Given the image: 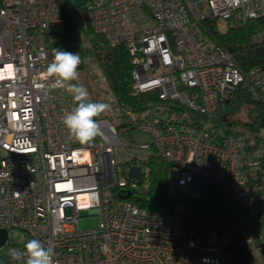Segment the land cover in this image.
I'll return each instance as SVG.
<instances>
[{"label": "built area", "instance_id": "obj_1", "mask_svg": "<svg viewBox=\"0 0 264 264\" xmlns=\"http://www.w3.org/2000/svg\"><path fill=\"white\" fill-rule=\"evenodd\" d=\"M63 1L0 0V228L8 232L3 264H26V257L13 260L9 250L22 251L29 239L52 250L53 264H227L228 255L231 264H259L264 227L256 216L239 212L227 220L195 221L189 205L205 184L217 185L238 209L253 200L248 170L256 162L246 153L245 135L215 143L210 122L238 87L264 106V67L240 70L202 25L210 21L218 32L240 26L264 16V0H82L93 30L129 52L133 93L156 92L161 101L200 115L137 114L127 125L149 140L129 143L107 115L95 118L101 134L89 143L72 138L62 122L76 102L67 83L53 86L46 69L53 59L47 31L61 21ZM150 155L168 162L167 183L174 170L179 198L169 210H149L128 198L148 190ZM134 163L138 176L128 172ZM81 210L96 215L97 223L78 228ZM257 212L264 213V205ZM12 230L23 233L22 242L10 240Z\"/></svg>", "mask_w": 264, "mask_h": 264}, {"label": "trees", "instance_id": "obj_2", "mask_svg": "<svg viewBox=\"0 0 264 264\" xmlns=\"http://www.w3.org/2000/svg\"><path fill=\"white\" fill-rule=\"evenodd\" d=\"M82 0L78 1V9L82 8ZM80 12L82 29L95 44L97 57L101 68L108 82L110 91L114 99L124 108L131 111H141L147 107L161 104L168 113L175 115L187 114L190 118L200 116L187 109L177 102L161 101L156 92H132V62L131 56L126 47L122 44L111 46L105 37L97 33L89 24L84 10ZM204 33L213 41L214 44L228 50L234 59L235 65L242 71H246L252 66L260 65L264 67V16L251 18L244 24L236 27H228L224 31H217L215 24L205 21L202 25ZM254 35H260V40H253ZM100 45V49L97 48ZM242 106L246 107L249 117L250 127L248 129L258 130L264 127V106L255 102L245 88L238 87L232 99L217 108L210 122L211 141L217 143L228 134H244L247 145L248 136L238 128L237 121L227 119L226 115H232ZM183 120L192 122L184 117ZM131 127V126H130ZM258 138V135L255 134ZM253 150V154H255ZM255 160V165L248 170L249 184L252 191V202L250 205L241 209L236 208L225 196L223 191L215 184H205L202 193L190 201L189 215L192 220L198 221L203 218H219L227 220L239 212L252 214L257 217L258 222L264 227V213L257 210L264 205V197H256L264 191V155L249 157ZM148 178L150 186L148 190L134 191L128 196L141 207L149 210H169L179 197L167 190V169L168 162L162 158L150 155L148 157ZM255 212V213H254ZM254 213V214H253Z\"/></svg>", "mask_w": 264, "mask_h": 264}, {"label": "rangeland", "instance_id": "obj_3", "mask_svg": "<svg viewBox=\"0 0 264 264\" xmlns=\"http://www.w3.org/2000/svg\"><path fill=\"white\" fill-rule=\"evenodd\" d=\"M79 0H64L60 7L61 21L57 23H51L49 26L51 31L48 32L47 45L52 49L59 48L64 51L70 52L71 50H77L81 56V65L78 67L79 80L74 83L82 84L89 92V99L92 102H102L109 105L108 110L102 115H107L112 119L117 125L119 134L123 141L131 142L137 141H148L149 138L147 134L137 130L136 128L128 127V123L132 121L133 118L139 114L141 117H165L168 115L167 111L163 106L155 105L152 107H147L140 112L128 113L122 107L112 95L106 77L101 68L100 61L97 57L95 50V44L93 40L85 35L82 29V22L80 19V12L82 8L78 9ZM49 31V27H48ZM100 49V45H96ZM68 85V83H67ZM70 94V93H69ZM71 95V94H70ZM72 96V95H71ZM227 119L237 121V127L248 136L247 140L251 146H248V157L249 155L261 156L264 155V127L261 129L253 130L248 129L251 125L249 123V117L247 116L246 107L242 106L237 112L232 115H226ZM258 135V138L255 137ZM255 154H253V150ZM130 169L134 170L137 174L140 172L139 163L131 164L128 167V172ZM174 170L169 171L167 190L169 193L174 191ZM180 193L184 194L185 189L181 188ZM256 197H264V191ZM69 212V209H66ZM80 216L77 219L78 228H89L97 223L96 215L92 214L89 210H81L79 212ZM10 240L16 242L23 241V233L21 231L12 230L10 232ZM5 252L4 246L0 247V264L4 263L3 253ZM257 259L259 264H264V234H262L260 245L257 249ZM225 262L227 264L232 263L231 255H228Z\"/></svg>", "mask_w": 264, "mask_h": 264}, {"label": "clouds", "instance_id": "obj_4", "mask_svg": "<svg viewBox=\"0 0 264 264\" xmlns=\"http://www.w3.org/2000/svg\"><path fill=\"white\" fill-rule=\"evenodd\" d=\"M82 63L78 53L53 49L52 62L47 66V76L54 78L55 87L68 83L67 91L72 95L76 106L63 118V124L69 134L80 143H89L101 134L97 117L108 110L109 105L102 102H92L88 90L79 83L78 66ZM144 147H147L146 145ZM9 254L13 260L26 257V264H53L52 250L46 248L39 240L29 239L23 250L12 248Z\"/></svg>", "mask_w": 264, "mask_h": 264}, {"label": "water", "instance_id": "obj_5", "mask_svg": "<svg viewBox=\"0 0 264 264\" xmlns=\"http://www.w3.org/2000/svg\"><path fill=\"white\" fill-rule=\"evenodd\" d=\"M129 174L138 176L139 173L135 174L134 170L130 169ZM173 192L176 193V190H174ZM7 236H8L7 229L0 228V247L4 245V243H5L6 239H7Z\"/></svg>", "mask_w": 264, "mask_h": 264}, {"label": "crops", "instance_id": "obj_6", "mask_svg": "<svg viewBox=\"0 0 264 264\" xmlns=\"http://www.w3.org/2000/svg\"><path fill=\"white\" fill-rule=\"evenodd\" d=\"M53 24H54V23H53ZM51 25H52V24H51ZM51 25H50V26H51ZM50 26H49V31H47V33L51 31V28H50ZM47 39H48V34H47ZM49 47H50V46H49ZM246 153H248V151H247V150H246ZM249 156H250V157H252V155H249Z\"/></svg>", "mask_w": 264, "mask_h": 264}]
</instances>
